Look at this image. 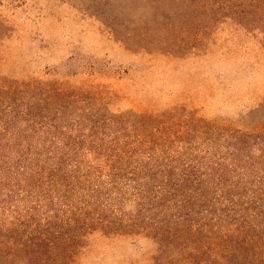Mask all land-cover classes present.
<instances>
[{"label": "rangeland", "instance_id": "rangeland-1", "mask_svg": "<svg viewBox=\"0 0 264 264\" xmlns=\"http://www.w3.org/2000/svg\"><path fill=\"white\" fill-rule=\"evenodd\" d=\"M195 1L198 5L189 0H0V135H25L30 126L35 134L28 132L27 140L35 145L45 131L71 139L78 134L77 122L86 135L89 120L100 117L121 121L114 128L123 127L120 137L139 126L133 119L124 122L126 117L145 115L168 123L172 136L166 149L154 143L150 151L176 162V173L206 171L194 162L221 161L223 168L245 144L242 153L257 158L264 152V0ZM163 30L169 46L129 40L138 31L148 32L146 37L157 31L160 39ZM59 90L67 97L50 103L49 92ZM3 127L8 130L2 132ZM137 129L145 134L149 128ZM142 151L140 158L148 154ZM5 173L6 178L0 175L4 239L9 233L25 240L48 227L55 214L66 220L68 207L77 205L72 187L66 191L73 197L60 204L51 197L65 187L54 186L49 177L39 183L34 173ZM29 182L39 187L29 188ZM123 210L137 209L130 201ZM184 238L98 228L74 242L68 263L208 264L205 255L193 257Z\"/></svg>", "mask_w": 264, "mask_h": 264}, {"label": "trees", "instance_id": "trees-1", "mask_svg": "<svg viewBox=\"0 0 264 264\" xmlns=\"http://www.w3.org/2000/svg\"><path fill=\"white\" fill-rule=\"evenodd\" d=\"M189 1L198 5L195 0ZM147 33L138 31L137 38L130 36L129 40L136 44L156 46L158 42L169 46L167 31L158 32L163 34L160 39L157 31L149 37ZM176 47L180 50V45ZM57 92H49L50 103L67 97L62 90ZM131 119L139 125L137 128L146 126L148 131L142 134L137 128H130L133 132L121 131L118 137L117 132L123 127L114 128H119L121 121L95 117L89 120L86 135L81 133L84 132L82 121L77 122V128L71 126V131L75 128L78 133L71 139L69 134L45 131L47 136L38 138L40 142L35 145L27 140L28 132L33 131L30 126L23 129L25 135L20 131H10L9 137L0 135L5 140L0 144L1 176L8 177L5 172L10 169L34 173L41 177L39 183L43 176L49 177L55 181L54 186L65 187V191L72 187L70 191L78 194L77 205L69 206L66 211L71 213L66 220L64 215L55 214L54 221L47 220L48 227L35 230L25 240L9 233L8 239L1 235L2 263L70 264L71 250L81 235L99 228L109 233L145 229L178 240L185 235L184 239H189L192 245L191 252H195L193 257L205 255L208 264H264V152L257 158L250 157L242 153L245 144L235 148L237 153L223 168L221 161L194 162L206 171L176 173V162L167 157L160 160L150 151L154 143L166 149L172 136L168 123L162 117L145 115L128 116L123 121ZM30 121L35 122L33 118ZM2 129V132L8 130ZM15 137L19 142L12 141ZM83 139H88L87 143ZM143 148L148 149V154L140 158L145 152ZM26 186L39 187L32 182ZM65 191L51 198L66 203L67 197L73 195ZM130 201L136 206L135 213L123 210Z\"/></svg>", "mask_w": 264, "mask_h": 264}]
</instances>
